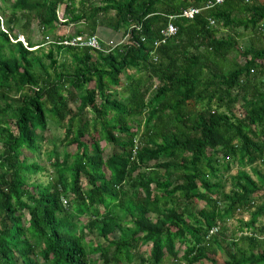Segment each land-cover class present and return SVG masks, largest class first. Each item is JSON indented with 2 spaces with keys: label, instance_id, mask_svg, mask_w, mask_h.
Returning a JSON list of instances; mask_svg holds the SVG:
<instances>
[{
  "label": "trees",
  "instance_id": "16d2710c",
  "mask_svg": "<svg viewBox=\"0 0 264 264\" xmlns=\"http://www.w3.org/2000/svg\"><path fill=\"white\" fill-rule=\"evenodd\" d=\"M207 1L3 7L0 264H203L217 254L220 264H264V3L224 0L179 17ZM58 6L59 25H73L74 34L45 52L18 40L20 19L24 29L35 21L51 34ZM168 24L175 34L154 46ZM110 32L120 40L110 43ZM81 35L95 36L104 51L55 44ZM63 54L68 64L58 60ZM48 121L75 150L59 157L52 149L54 175L43 185L29 182L42 168L28 159ZM100 142L112 146L105 158ZM242 214L237 237L207 235Z\"/></svg>",
  "mask_w": 264,
  "mask_h": 264
},
{
  "label": "rangeland",
  "instance_id": "374dc122",
  "mask_svg": "<svg viewBox=\"0 0 264 264\" xmlns=\"http://www.w3.org/2000/svg\"><path fill=\"white\" fill-rule=\"evenodd\" d=\"M29 1H33V0H29ZM11 2L12 0H0V11L4 12L3 7L9 6ZM76 2H78V0H76ZM62 11H63V6H58L56 9V20H57L56 22L57 23H56L55 29L53 30L51 34H42L37 28L35 21H32L30 23V27L28 29H24L22 26V23H23L22 19H20L18 23L13 27V33L18 34L17 38L22 43L24 44L29 43L31 45L38 44L39 46H41V49L45 52L48 50V48L50 47V44L55 40L56 37L74 34L75 28L73 25H66V26L59 25V22L61 20ZM7 13H8V10H6V12L4 13V16L0 18L2 19L4 27L7 26V22L5 20ZM4 27H0V28L3 29ZM219 35H224V32H221V34ZM106 36L111 37V40H108V41L112 42V41L120 40L121 33L120 32H117V33L110 32L109 35H106ZM222 37H225V36H222ZM113 39H116V40H113ZM237 43L240 48H244L247 45V38H242L238 40ZM231 57L233 58L234 54H232ZM57 58L59 61H64L65 64L69 63V57L65 54L59 55L57 56ZM91 58H94V57L91 56ZM237 61L239 63H242L243 59L238 58ZM119 79L122 83L125 82L123 73L119 75ZM92 85H93L92 82L89 83L88 88H92ZM110 87L111 89L116 87L117 91L121 89L120 85L119 86L110 85ZM141 129H142V123L139 124L137 128L138 130L137 132H140ZM37 134H38V139L40 138V140L38 141L39 151L33 155H29L28 162H32V161L36 162L42 168V170L32 175L30 177L29 182L36 181L38 183L45 185L48 182V180H50L54 175V169L51 166L52 158L49 159V155H51L52 149L55 148L57 155L61 157L62 154L65 152V150H67L68 152H74L75 146L70 145L68 147H65L64 144L59 141L63 135L62 128L56 126L50 121L47 122L46 130L41 133H37ZM89 138L90 137L86 136L82 140L88 141ZM99 144H100V147L103 148V152L101 156L103 158L107 157L110 154L112 146L106 145L104 142H100ZM255 167L257 169H261V167L258 164H255ZM235 170H236L235 167H233L228 172V175L234 174ZM244 170L251 173L249 170V167L244 168ZM228 190H229V184L225 182L223 184V191L227 192ZM258 195L260 196V193H258L257 196ZM259 202H260L259 200L256 201L257 204H259ZM237 217L238 219L241 218L243 221L248 219L247 214H242L241 216H237ZM224 227L225 228L221 230V224L219 225L220 230L216 234L217 237L216 236L214 237L215 239L222 238L223 240H225L224 241L225 243L226 240L227 241L232 240L231 238L238 236V224L235 225V220L228 222ZM96 240L97 242L103 244V240L99 238H96ZM149 248H150L149 244L144 245L140 249L139 251L140 253H137L138 256L146 255L148 253ZM209 257L212 258V262H204L203 264H219V259H221L219 254H217L215 257L211 255ZM180 264H183V263L181 262Z\"/></svg>",
  "mask_w": 264,
  "mask_h": 264
},
{
  "label": "built area",
  "instance_id": "2783aa9c",
  "mask_svg": "<svg viewBox=\"0 0 264 264\" xmlns=\"http://www.w3.org/2000/svg\"><path fill=\"white\" fill-rule=\"evenodd\" d=\"M248 1V0H244ZM224 2V0H208L203 7L201 8H194V7H187L186 9H183L179 15V17L185 18V19H192L195 15L201 12V10L204 9H210L215 6H219ZM213 21L209 20V24H212ZM176 32V27L172 24H168L161 32L162 38L155 41L153 43L154 46H157L158 44H161L164 42L166 37L173 36ZM54 42V41H53ZM52 42V43H53ZM55 44H62L66 46H72V47H80V48H89L97 52H103V48L100 46V43L98 39L95 36H88V35H81V36H75L70 38L69 40L66 39H56ZM153 61H155V58H153ZM63 204H65V201H62ZM216 232V229H212L208 232V235L214 234Z\"/></svg>",
  "mask_w": 264,
  "mask_h": 264
},
{
  "label": "crops",
  "instance_id": "0c3cea01",
  "mask_svg": "<svg viewBox=\"0 0 264 264\" xmlns=\"http://www.w3.org/2000/svg\"><path fill=\"white\" fill-rule=\"evenodd\" d=\"M256 2H257V4H263L264 3V0H255ZM18 36V35H17ZM107 40H109V37L107 38ZM110 40H111V37H110ZM236 218H238V217H234V218H230V219H227L226 221H225V223H222V225L223 226H225L228 222H230V221H232V220H235V225L237 224L236 223ZM247 220V219H246ZM245 220V221H246Z\"/></svg>",
  "mask_w": 264,
  "mask_h": 264
},
{
  "label": "clouds",
  "instance_id": "9594fccd",
  "mask_svg": "<svg viewBox=\"0 0 264 264\" xmlns=\"http://www.w3.org/2000/svg\"><path fill=\"white\" fill-rule=\"evenodd\" d=\"M110 43H112V42H110ZM23 44H24V43H23ZM221 226H222V224H221ZM214 228L216 229V232H215L214 234H211V235H208V233H207V235H208L209 237H210V236H211V237H212V236H217L216 234H217L218 231L220 230L219 225H218V226H214V227H212L211 229H209V231L212 230V229H214ZM209 231H208V232H209ZM219 261H220V260H219ZM220 263H221V261L219 262V264H220Z\"/></svg>",
  "mask_w": 264,
  "mask_h": 264
}]
</instances>
